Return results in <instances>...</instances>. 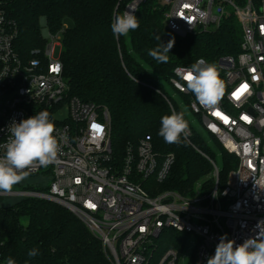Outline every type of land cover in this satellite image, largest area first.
I'll list each match as a JSON object with an SVG mask.
<instances>
[{
    "label": "built area",
    "instance_id": "1",
    "mask_svg": "<svg viewBox=\"0 0 264 264\" xmlns=\"http://www.w3.org/2000/svg\"><path fill=\"white\" fill-rule=\"evenodd\" d=\"M160 1L167 28L182 38L218 29L230 18H236L242 28L240 54L217 63L225 90L216 106L199 104L186 89L187 68H176L170 80L173 89L190 98V110L205 132L239 160L222 193L217 187L208 195L191 198L158 192L156 183L167 180L175 157L159 160L150 136L137 149L128 148L123 164H114L109 110L68 96L63 63L54 56L65 28L47 35L44 48L24 59L16 49L15 24L0 0V145L8 140L13 121L43 110L50 113L57 129L54 135L60 139L57 161L30 169L29 176L44 172L51 180L47 193L0 192V197L37 198L61 205L102 242L113 264H177L173 250L157 257L156 240L164 230L195 237L196 264H206L222 236L242 244L259 234L264 221V0ZM244 85L247 88L241 92ZM65 111L68 119L59 122L56 116ZM190 136L189 130L187 139ZM3 152L0 147V155ZM214 169L218 179L215 164ZM6 262L0 251V264Z\"/></svg>",
    "mask_w": 264,
    "mask_h": 264
},
{
    "label": "trees",
    "instance_id": "2",
    "mask_svg": "<svg viewBox=\"0 0 264 264\" xmlns=\"http://www.w3.org/2000/svg\"><path fill=\"white\" fill-rule=\"evenodd\" d=\"M135 1L2 0L17 30L16 49L24 59L31 58L32 51L42 50L47 42L42 35L43 19L53 35L64 28L65 22L72 23L71 29L63 33L60 57L69 85L68 96L109 110L114 164H123L128 148L137 149L140 141L150 136L159 160L168 155L175 157L167 180L156 183L160 190L186 198L208 195L216 187L222 193L230 173L238 167V158L217 138L197 131L161 81L171 86L176 68H188L201 58L217 66L223 57H237L243 39L241 25L236 18H230L216 30L182 38L167 28L161 1L144 0L135 14L139 28L127 36L115 37L111 29L114 16ZM170 40H174V46L167 63H158L148 55L149 50ZM181 95L190 109V98ZM173 111L184 113L191 132L189 139L179 145L166 143L158 134L161 118ZM45 176L43 172L27 179L49 180ZM21 183L14 186L18 191H49V186L39 182ZM15 200L11 205H0V251L4 259L11 257L16 264H113L102 242L66 208L37 198ZM161 239L157 257L173 250L180 264L192 251L187 264H196L191 235L164 230ZM34 248L39 254L29 257L28 251Z\"/></svg>",
    "mask_w": 264,
    "mask_h": 264
},
{
    "label": "clouds",
    "instance_id": "3",
    "mask_svg": "<svg viewBox=\"0 0 264 264\" xmlns=\"http://www.w3.org/2000/svg\"><path fill=\"white\" fill-rule=\"evenodd\" d=\"M131 11L116 14L111 24L113 35L117 38L127 36L131 30L139 28V20ZM160 40V37H156ZM174 46V40L166 45L159 44L151 49L148 55L158 63H167L169 53ZM186 89L194 94L195 99L203 106H216L224 95V83L220 79L217 66L207 63L203 58L197 60L186 69L183 77ZM55 124L50 119L47 110L21 120L13 121L8 127L10 136L0 155V192H11L13 187L24 181L30 175L34 166L47 167L58 159L60 139ZM168 144H181L187 140L189 125L184 118V113L173 111L170 115L161 118V127L158 133ZM261 230L254 238L246 239L242 244L236 245L234 240H229L227 234L220 238L215 254L207 258L206 264H264V221ZM38 249H31L27 255L36 257ZM6 264H16L11 257Z\"/></svg>",
    "mask_w": 264,
    "mask_h": 264
},
{
    "label": "rangeland",
    "instance_id": "4",
    "mask_svg": "<svg viewBox=\"0 0 264 264\" xmlns=\"http://www.w3.org/2000/svg\"><path fill=\"white\" fill-rule=\"evenodd\" d=\"M71 22L67 21L64 24V28L65 30H69L71 29ZM42 26L44 27L43 31H42V35L43 37L46 39L47 35L51 34L49 29L47 28V23L46 20H42ZM216 30V29H215ZM63 38V35H62ZM62 40L60 42V45L56 47L55 49V58H60L61 57V53L63 51V44H62ZM161 84L163 85V87H165V89L168 91V93L180 104L181 108L183 109L185 115H186V120L189 121L193 127L199 131L201 134H203L204 136H208V134L205 132L202 124L200 123L199 119L197 118V116L195 114H193V112L189 109V107L186 105V103L184 102V100L182 99V95L179 94L175 89H173L170 85H168L167 83L161 81ZM69 115L68 112L65 111L64 115L61 116V114L59 113L56 116V119L59 122H63L66 119H68ZM31 181V183L33 182L34 184L38 183L42 186H50L51 185V180H45L42 178H32V179H25L24 181H22L21 184H29ZM151 185L153 183H150ZM150 185H147V189H149ZM158 187V186H157ZM158 192H164L162 190H160L158 188ZM13 191H18L15 187H13ZM16 200L15 198H9V197H4V198H0V205H11L12 203H14ZM24 224H26V221H24ZM192 237V241L193 242H197V240L195 239V237ZM160 240L162 241V239L160 238L159 240H156L157 245L159 246ZM192 257V251H188L185 256L182 258V260L180 261V264H187L189 259Z\"/></svg>",
    "mask_w": 264,
    "mask_h": 264
},
{
    "label": "snow or ice",
    "instance_id": "5",
    "mask_svg": "<svg viewBox=\"0 0 264 264\" xmlns=\"http://www.w3.org/2000/svg\"><path fill=\"white\" fill-rule=\"evenodd\" d=\"M246 88H247V85H244V86L241 88V90H240V91L242 92V91H244ZM239 94H240L239 92H238V93H236L237 97L239 96ZM216 115H217V116H219V115H220V113H219V112H217V113H216ZM245 119H247V117H245Z\"/></svg>",
    "mask_w": 264,
    "mask_h": 264
},
{
    "label": "bare ground",
    "instance_id": "6",
    "mask_svg": "<svg viewBox=\"0 0 264 264\" xmlns=\"http://www.w3.org/2000/svg\"><path fill=\"white\" fill-rule=\"evenodd\" d=\"M131 7L136 9L137 3L133 4ZM128 11H131V9L129 8Z\"/></svg>",
    "mask_w": 264,
    "mask_h": 264
},
{
    "label": "water",
    "instance_id": "7",
    "mask_svg": "<svg viewBox=\"0 0 264 264\" xmlns=\"http://www.w3.org/2000/svg\"><path fill=\"white\" fill-rule=\"evenodd\" d=\"M136 2H137V3H138V5H139V4L142 2V0H137Z\"/></svg>",
    "mask_w": 264,
    "mask_h": 264
}]
</instances>
